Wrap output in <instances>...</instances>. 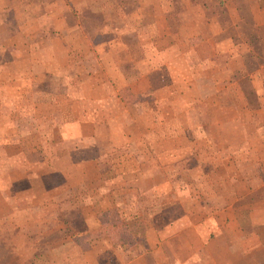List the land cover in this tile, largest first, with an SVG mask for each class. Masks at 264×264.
I'll return each instance as SVG.
<instances>
[{"label":"crops","instance_id":"1","mask_svg":"<svg viewBox=\"0 0 264 264\" xmlns=\"http://www.w3.org/2000/svg\"><path fill=\"white\" fill-rule=\"evenodd\" d=\"M145 1L133 3L135 9L153 7L154 22L168 16V0ZM106 2L111 0H0V245L9 246L6 259L19 256L15 237L31 240L37 230L38 242H27L44 246L31 258L42 264H264V222L255 221L249 189L232 191L231 203L177 229L173 221L153 222L152 216L145 250L127 259L108 239L97 237L98 216L119 213L114 199L127 197V183L136 184L129 194L138 199L164 194L168 180L161 160L173 162L189 151L188 117L193 118L187 106L176 109L167 103L170 96H156V88L164 90V78L158 66H143L140 24L132 32L125 26L100 31L110 34L108 39H93L81 13L103 16L110 11ZM228 3L236 15L245 11L246 36L257 37V50L264 53V0H247L245 10ZM142 18L138 15L141 23ZM45 19L52 27L48 37ZM220 27H200L201 38L186 46L184 62L208 51L229 53L230 61L240 62L233 35L222 37ZM130 53H138V61ZM262 68L264 61L253 70ZM126 69L134 71L125 74ZM110 70L114 76L106 74ZM121 86L136 97L132 106ZM129 107L136 109L130 113ZM125 117L128 128L121 123ZM108 155L110 170L104 168ZM143 180L151 181L149 189L139 187ZM159 205L152 215L159 217L158 207L166 210V204ZM257 206L264 217V197ZM174 229L179 232H170Z\"/></svg>","mask_w":264,"mask_h":264},{"label":"rangeland","instance_id":"2","mask_svg":"<svg viewBox=\"0 0 264 264\" xmlns=\"http://www.w3.org/2000/svg\"><path fill=\"white\" fill-rule=\"evenodd\" d=\"M121 1L123 12L116 5ZM137 1L140 0H111L108 4L106 2L105 5L110 11L103 16L96 12L91 16L92 12L85 10L81 13L85 18L83 24L94 36L95 41L108 39L110 36V34H100V31L106 30L108 33L110 29L125 26L129 32H132L133 27L140 24L137 29H140L144 35L141 40L143 66L146 64L158 66L164 78L162 84L164 90L156 88V96H160V99L170 96L167 103L176 109L187 106L192 110L193 118L188 117L189 151L184 155L176 156L173 162L161 160L165 164L161 167L162 172L168 180L167 183L165 182L164 194L159 198L138 199L133 194H129L134 192L131 188L136 184L127 183L126 188L131 190H127V197L114 199L113 205L119 213L112 211L107 215L98 216L103 226L113 227L110 224H114L116 227L107 230L111 233L108 237L100 233L102 229L96 230V235L108 239L122 259L130 258L145 250V230L151 224L152 216L153 222L161 220L162 223L163 220L159 218L173 221L174 228L177 229L186 223H193L203 218L204 214L208 216L218 207L231 203L232 193L236 195V190L249 189L252 192L253 197L250 199L255 200L253 209L255 221L264 222L263 214L256 213L257 209H260L257 205H261L264 197V68L259 71L253 70L254 66H259L260 61H264V53H261L260 49L257 50L261 47L257 37L255 40L251 37L252 40L246 36L248 16L245 11H241V15H236L238 12L234 14L228 3L229 0H168L171 2L168 16L163 17L160 22H154L151 14L153 7L147 6L137 11L133 5ZM233 1L240 3L243 10L246 9L247 0ZM222 2L225 6L220 8L218 4ZM143 3L146 1L143 0ZM16 7H18L16 14L22 18L19 5ZM118 10L122 14L118 13ZM129 13L133 15L129 16ZM140 14L143 17L142 23L138 21ZM216 15L220 17H218L220 23L216 22ZM88 18L89 21L85 22ZM233 20L236 27L233 26ZM219 25L220 29L224 30L222 37L233 35L234 44L238 45L233 46L238 50L237 58L241 61L238 62L236 59L230 61L229 53L226 52L213 54L208 51L207 54H196L191 58V62L189 58L184 62L186 46L194 45L201 38L197 30L204 26L214 29ZM43 29L48 33V37L52 31L50 21L45 19ZM158 31L159 36L156 34L149 37L150 34ZM262 34L264 35V30ZM188 35L191 36L190 39ZM126 39L130 38L126 37ZM262 43L264 45V39ZM254 48L260 53L252 52ZM223 49L228 48L223 46ZM130 54L137 55L138 61V53ZM133 71L124 70L125 74ZM111 72L110 70L106 74L114 76ZM122 92L128 106H132L136 97L130 93L127 86ZM149 96L148 94L144 97L145 104L148 103ZM134 109L136 108L129 107L128 111L131 113L135 111ZM128 121L125 117L121 123L128 128ZM103 145L104 142L100 141V149ZM108 156L110 157H105L107 165L104 167L107 169L113 160L111 155ZM162 172H159L160 177L163 175ZM116 184L118 186V183ZM138 184L141 189L147 190L149 188L146 187L148 185L150 187L152 183L143 180ZM120 186L124 188L121 182ZM157 203L167 205L165 211H162L160 208L162 206L159 205L160 207L157 208L159 217L150 213L156 211L154 208ZM239 203V205L245 204ZM62 206L68 208L69 204L64 202ZM105 222L108 224H104ZM170 232L179 231L174 229ZM33 233L35 235H32L31 240L37 241L39 233L37 230ZM263 233L264 230L261 231V236ZM15 238V241H19L18 247H15L19 256L8 261L6 253L9 246L0 245V264H42L31 261V258L44 246L30 245L31 240L24 237ZM20 257L28 260L23 262Z\"/></svg>","mask_w":264,"mask_h":264},{"label":"trees","instance_id":"3","mask_svg":"<svg viewBox=\"0 0 264 264\" xmlns=\"http://www.w3.org/2000/svg\"><path fill=\"white\" fill-rule=\"evenodd\" d=\"M107 214H109V213L101 214V216H104V215H107ZM104 224H108V223L105 222ZM110 225L113 226V227H107V226L105 227V225L103 226V223H100L99 230L102 229L100 233H102L103 235H106L108 237L111 233H109V231H107V230H111L110 228H115L116 227L114 224H110ZM97 237H103V236L102 235H98Z\"/></svg>","mask_w":264,"mask_h":264}]
</instances>
